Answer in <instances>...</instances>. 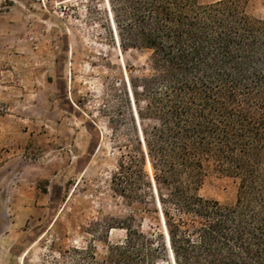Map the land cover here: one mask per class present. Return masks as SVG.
<instances>
[{"label":"trees","instance_id":"1","mask_svg":"<svg viewBox=\"0 0 264 264\" xmlns=\"http://www.w3.org/2000/svg\"><path fill=\"white\" fill-rule=\"evenodd\" d=\"M248 2L109 0L118 47L146 53L121 84L154 183L142 167L120 166L112 182L140 204L139 225L133 215L101 219L105 255L73 247L56 264H264V21ZM211 172L236 182L234 203L200 195ZM146 219L158 231L143 232ZM116 228L125 236L111 242Z\"/></svg>","mask_w":264,"mask_h":264},{"label":"rangeland","instance_id":"2","mask_svg":"<svg viewBox=\"0 0 264 264\" xmlns=\"http://www.w3.org/2000/svg\"><path fill=\"white\" fill-rule=\"evenodd\" d=\"M247 12L264 21V0H249ZM110 14L109 0H0V264H56L59 251L87 245L101 258L107 229L98 221L140 223V204L112 178L140 166L154 183L121 84L146 53L118 47ZM236 192L233 179L211 172L200 195L232 204ZM155 226L146 219L141 230ZM124 236L109 230L111 242Z\"/></svg>","mask_w":264,"mask_h":264},{"label":"bare ground","instance_id":"3","mask_svg":"<svg viewBox=\"0 0 264 264\" xmlns=\"http://www.w3.org/2000/svg\"><path fill=\"white\" fill-rule=\"evenodd\" d=\"M148 168L151 169V165L149 162H147ZM151 172V171H150Z\"/></svg>","mask_w":264,"mask_h":264}]
</instances>
